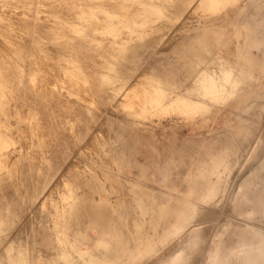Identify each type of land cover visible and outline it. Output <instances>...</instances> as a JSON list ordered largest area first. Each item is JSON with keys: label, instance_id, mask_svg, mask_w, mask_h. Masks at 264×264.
<instances>
[{"label": "rangeland", "instance_id": "rangeland-1", "mask_svg": "<svg viewBox=\"0 0 264 264\" xmlns=\"http://www.w3.org/2000/svg\"><path fill=\"white\" fill-rule=\"evenodd\" d=\"M241 55L264 62V0H0V264L107 260L119 234L133 245L149 230L163 193L197 216L134 264L180 250L185 264H210L216 234L261 225L235 197L264 163V79L241 72ZM203 68L216 91L197 83ZM156 167L167 185L151 179Z\"/></svg>", "mask_w": 264, "mask_h": 264}, {"label": "bare ground", "instance_id": "bare-ground-1", "mask_svg": "<svg viewBox=\"0 0 264 264\" xmlns=\"http://www.w3.org/2000/svg\"><path fill=\"white\" fill-rule=\"evenodd\" d=\"M202 1L206 2L212 0H202ZM252 32L253 31L251 30L250 33H248V35L251 36ZM248 42L249 43L246 45L249 46L248 47L249 49L250 47H253L254 43L252 42L251 38L248 40ZM259 42H261L260 39L258 43ZM239 66L241 67L242 70L241 72L247 70V68H258L260 77L264 79V62L261 61L255 63L253 57L249 59L245 55H241L239 60ZM226 71L228 74H230L228 69H226ZM226 71H224V73ZM148 74H150V76L153 77L150 72H147L146 74H142L140 78H137V81L130 89L136 90L138 86L143 83L145 78L149 77ZM196 81L197 83L200 84L203 91H206L208 89H212V91H216L217 89H219V86L216 85V77L214 76L212 71H210L207 68H203L199 72V76L196 79ZM242 82L243 79H238L235 80L233 84H240ZM221 87L224 88L223 83H221ZM259 88H261V86H259ZM142 90L144 89L142 88ZM247 96L248 95L243 94L240 97L241 104H244L246 102ZM171 99L173 103L190 104L192 106H199L201 109H206V104L201 105V103H199L201 101L192 98L191 96L188 95L177 94L175 96H172ZM220 165H221V161H219L218 167L212 170V173H215ZM121 169L122 167H120V170ZM152 178L154 181H156L159 184H166V181L168 180L167 173H165L164 169L161 167H156L154 169V173L153 176H151V179ZM137 182L140 183L141 179L137 180ZM204 184H208V180H205ZM189 185H191L190 181L185 183L184 186L185 187L187 186L188 188ZM210 185H212L210 190H208L207 192L204 191V196H202V198L205 201L211 199L213 195L216 193L215 191L216 189L213 186V184ZM199 187L201 186L199 185ZM149 194L152 198L155 199L154 191H150ZM189 196L192 197L193 193H190ZM235 197L236 199H238L237 200L238 203L244 202L247 205L246 209L244 210L245 217L252 221L258 220L261 223V225L255 223H252V225H250L251 223H247V229L242 228L238 230L234 235V237L232 238V240H227L226 238L224 239L222 235L216 234L215 235L216 238H214L216 241H214V246L212 250L209 252V258H208L210 260L209 263L229 264L226 260V257L229 256L228 254L235 253V258H234L235 264H264V163L256 171L252 172L251 175H249L247 178H245L243 181L240 182ZM155 203H156V205L154 206L156 207L155 213L152 216V218L149 220V230L145 231V233H143L142 231V233H140V235L135 238L133 245H130L127 237L119 234L115 241V244L113 245V249H112L113 254L111 255V257L109 256V259L101 261L97 259L95 255H91L89 257V260L86 261L85 264H134L136 255L144 254V253H153L157 249L158 244H165L170 238L179 236L181 233H183L188 228L190 223H192L195 220L197 216L196 208L194 209L193 213H189V215L186 214L185 212L186 207L188 206L195 207V205L191 203L190 199L186 200L176 197L170 193H163V195L161 196V200L158 202L155 201ZM118 207L119 205H117V202L114 203V211L117 212L118 214L117 218L120 221L122 219V212L119 210ZM109 223L111 227L115 228L119 233H121V228L116 226L115 221L109 220ZM138 226L140 229V227L142 226V222ZM158 227H160L159 231H158ZM199 231L200 228L198 226L194 227L191 230L192 242L190 243L188 250H193L195 247H197L200 239ZM154 236L157 237L153 238ZM230 242L232 243L230 244ZM186 254L187 251L185 250L178 251L169 259V261L166 264H185L187 259Z\"/></svg>", "mask_w": 264, "mask_h": 264}]
</instances>
